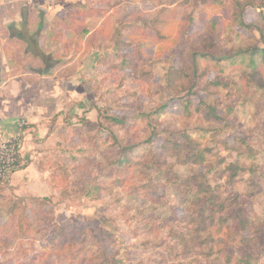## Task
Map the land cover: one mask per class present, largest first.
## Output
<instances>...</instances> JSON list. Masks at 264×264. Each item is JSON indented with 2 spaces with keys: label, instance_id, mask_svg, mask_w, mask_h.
<instances>
[{
  "label": "trees",
  "instance_id": "1",
  "mask_svg": "<svg viewBox=\"0 0 264 264\" xmlns=\"http://www.w3.org/2000/svg\"><path fill=\"white\" fill-rule=\"evenodd\" d=\"M168 1L169 5L178 2ZM232 1L233 9L229 0H209V7L225 13L227 17L217 16L210 21L208 33L200 39V48L180 50V81L169 87L170 93L183 101L184 113L177 129L165 127L158 130L153 127L147 140L140 142L127 140L132 124L126 117L114 115L103 118L100 110L98 122L87 120L84 129L75 128L69 114L63 117V123H57L58 115L52 121L49 135H62L67 143L78 148L69 152V158L75 161L72 166L66 163L59 166V162H54L58 158L53 155L43 159L41 167L49 171V183L56 193L74 183L73 178L83 181L96 172L95 160L78 159V151L95 145L99 132L109 131L110 136L104 141L105 154L101 153L105 166L98 168L97 172L107 167L111 187L122 188L114 194L109 210L123 209L126 222L135 224L139 245L126 247L124 259L120 260L119 251L112 249L118 241L115 233L103 229L102 225L96 230L80 226L63 214L56 218L46 205L53 200L54 194H27L22 211L10 209L4 221L0 216V244L9 243L11 234H16L17 238L22 233L39 236L35 237L36 240L46 244L42 250L33 246V253L26 252L28 260L25 264H124L125 261L129 264L260 263L264 253V218L256 212L253 199L264 190V14L250 24L246 22L245 15L248 7L262 8L264 4L262 0ZM125 3L126 0H97L95 6L87 3L74 5L55 25L51 36L53 43L59 42L68 31L73 34L75 54L94 46L102 47L117 31L116 10L127 7ZM168 8L171 13L172 8ZM161 14L160 11L157 18L148 20L142 18L141 10H134L126 16L127 25L132 27L127 39L132 50L123 55L122 67L133 68L134 77L140 67L151 64L154 57L163 55L167 47L178 39L176 35L172 37L171 32L166 33V29H175V26L171 20L162 19ZM90 16L102 18L93 30L86 23ZM134 16L139 23L131 22L130 18ZM0 31L7 33L3 26H0ZM255 31L259 39H256ZM149 32L153 43L161 44L154 57L143 46L142 35ZM15 38L24 41L25 37L17 33ZM21 51H16V58ZM26 55L39 59V64L33 69L43 75L53 74V65L59 62V58H49L50 54L39 45L38 39L31 41ZM23 58L14 59L17 66L24 61ZM212 72H215L213 78L210 77ZM141 79L139 82L142 84L151 83L146 76ZM197 89L207 98L216 97L210 102L201 99L194 104L193 95ZM167 106L164 104L161 109ZM84 112L86 114L88 110ZM61 115L62 112L59 117ZM212 119L227 136L240 132L234 136V142L227 136L224 138L222 152L215 153L203 146L211 132L205 123ZM27 128L26 124L20 125L23 131ZM73 130L80 134L76 141ZM155 137L160 140L158 150L143 147ZM82 142L86 144L81 145ZM141 149L143 153L137 155L136 151ZM225 151H233L235 160L229 161L222 156ZM168 157L175 161L168 162ZM178 165L187 166L191 171L181 176L175 173ZM155 173L156 177L177 185L181 208L172 206L163 214L157 212L156 207L149 206L150 202L159 204V197L154 195ZM242 173L250 175L245 180L244 191L235 188ZM92 190L93 187L89 188L87 194H92ZM147 210L149 213L145 216ZM131 212L133 214L128 216ZM107 217L105 223L115 222L113 225L118 226L116 216L107 214ZM35 238L32 241H36Z\"/></svg>",
  "mask_w": 264,
  "mask_h": 264
},
{
  "label": "rangeland",
  "instance_id": "2",
  "mask_svg": "<svg viewBox=\"0 0 264 264\" xmlns=\"http://www.w3.org/2000/svg\"><path fill=\"white\" fill-rule=\"evenodd\" d=\"M96 2L97 0H0V26L11 31L15 29L16 25L17 28H21V24H25L23 32L19 33V36H24L33 42L39 38L43 49L50 54L49 58H59V62L53 65V74L59 79L73 78L75 80L74 84L77 87L74 94L77 100L68 103L73 106L65 107L66 109L63 111H59V113L62 112L59 123H63V117L69 114L72 115L71 122L75 124V128L84 129L87 120L98 122V111L100 110L103 118L114 115L126 117V120L132 124V131L127 133L126 137L128 141L137 139V141L143 142L147 140L153 127L158 130L165 127L172 130L177 129L184 113L183 101L177 95L171 94L169 87H173L180 81V50L183 48H200L202 46L200 39L208 33L210 21L217 16L225 18L227 15L209 7L207 5L209 0H178L173 5H169L170 1L168 0H126L125 5L127 7L122 6L116 10L117 31L102 47L94 46L75 54L73 34L68 31L61 36L59 42L53 43L51 36L55 25L66 16L74 5L87 3L90 6H95ZM261 3L264 4V0ZM229 4L233 9L234 2L229 0ZM167 6L172 8L171 13ZM134 10H141L142 18L148 20L156 17L161 11L162 19L171 20L175 26V29H166V33L171 32L172 37L178 36L177 41L169 45L163 55L156 56L160 43H153L151 32L147 33L146 36L142 35L143 46L146 47L148 54L156 57L152 59L151 64L139 68L136 73L137 78L132 74L133 68L122 67L123 55L132 50L127 41L132 32L131 25H127V17L129 11ZM6 13L9 16L6 18L7 20H4L2 16H5ZM261 14H264V6L262 8L248 7L245 15L246 22L250 24L257 21ZM101 19L96 16L87 17L86 23L89 29L93 30ZM130 20L133 23L140 22L135 16L131 17ZM1 33L0 36L2 37ZM255 35L256 39H259L258 32L255 31ZM48 61L51 63V60ZM35 64L38 65L39 63L33 61L32 65H29L28 62L26 66H37ZM145 76L151 80V83H143L144 85L140 83L141 78H145ZM214 76L215 72H212L210 77L213 78ZM135 79L137 80L134 81ZM193 96L194 104H198L201 99H207L210 102L216 97L207 98L200 89H197ZM164 104H168V106L162 110ZM86 110L88 112L85 114L84 111ZM205 126L210 127L211 132L204 140L203 146L211 148L215 153L222 152L223 140L227 133L220 131L213 119L208 120ZM239 134L240 132L237 131L227 137L231 142H234V136ZM73 135L75 141L80 138L77 130H73ZM108 136L110 135L107 130L103 133L99 132L95 145L86 146L78 151V159L93 158L95 160L96 172L87 176L83 181H77L73 178L74 183L55 193L53 200L47 202L46 205L48 210L54 212L56 218L59 214H63L68 219L78 222L80 226H88L96 230L102 225L103 229L115 233L118 241L113 244L112 249L115 252L119 251L118 258L123 260L126 247H137L140 242H136L135 224L126 222L123 209L112 208V211L109 210L108 205L112 204L114 194L120 192L122 188L111 187L112 183L107 167L102 172H97L98 168L101 169L105 166L101 153L105 154L104 141ZM63 138L62 135L59 136V146L56 139L53 138L49 141L46 152L47 155L58 158L54 162H59V166L61 163L72 166L75 161L69 158V152L78 148L74 144L67 143L66 139ZM85 144L81 143V145ZM143 147L158 150L160 147L159 137H155L152 142L144 144ZM143 151V149L137 150L136 153L141 155ZM222 156L228 158L229 161H234L236 157L233 151H225ZM167 160L168 162L175 161L173 157H168ZM199 168L201 169L202 166ZM189 171L191 168L187 166L178 165L175 168V173L181 176H186ZM156 176L155 173L156 188L154 195L159 197V204L150 202L149 206L151 208L156 207L157 212L163 214L167 213L172 206L181 208L182 201L178 195L177 185L173 184V181H166L163 177ZM249 177V174L242 173L235 188L244 191L246 189L245 180ZM6 185L0 186V216L3 221L7 218V212L10 209L17 208L19 212L23 210L22 207L26 203L25 197L27 196L26 192L15 191L13 187ZM91 187H93L92 194L88 195L87 190ZM253 206L258 215L264 218V190L253 199ZM134 207L137 208V205ZM148 213L149 210L145 216ZM107 214H112L118 218V226H116L117 224L113 225L115 222L105 223L108 218ZM132 214L131 212L128 216ZM19 235L17 238L16 234H11L9 235V243L0 244V263L25 264L28 260L26 252L33 253V246L42 250L46 244L45 241L36 240L35 237L39 236L34 234L22 233ZM33 238L36 241H32ZM2 239L5 240V237ZM262 244H264V237ZM124 264L129 263L125 261ZM259 264H264V253Z\"/></svg>",
  "mask_w": 264,
  "mask_h": 264
},
{
  "label": "crops",
  "instance_id": "3",
  "mask_svg": "<svg viewBox=\"0 0 264 264\" xmlns=\"http://www.w3.org/2000/svg\"><path fill=\"white\" fill-rule=\"evenodd\" d=\"M8 16L6 13L2 17L7 20ZM23 26L25 24L17 28L16 25L11 30L13 32L7 28V33L0 31V142L15 136L20 131L21 121H25L28 126L24 130L23 142L25 164L14 172L7 185L18 192L50 196L56 191L50 186L49 171L44 170L41 164L47 156L46 147L49 141L53 138L58 141L59 137L55 133L49 135V131L57 115L59 123V111L73 106L68 103L77 100L74 94L77 85L73 78L64 80L55 74L43 75L36 72L33 66H26L28 62L29 65L33 61L39 63V59L26 55L31 39L24 38L22 41L15 38L17 33L23 32ZM38 41L41 45L39 38ZM20 50L23 52L17 58L24 57V61L21 64L18 62L17 66L14 59H17L16 51ZM36 52L42 54L40 50Z\"/></svg>",
  "mask_w": 264,
  "mask_h": 264
},
{
  "label": "built area",
  "instance_id": "4",
  "mask_svg": "<svg viewBox=\"0 0 264 264\" xmlns=\"http://www.w3.org/2000/svg\"><path fill=\"white\" fill-rule=\"evenodd\" d=\"M23 142L24 131L21 129L12 138L0 142V184L9 183L14 172L24 166Z\"/></svg>",
  "mask_w": 264,
  "mask_h": 264
}]
</instances>
